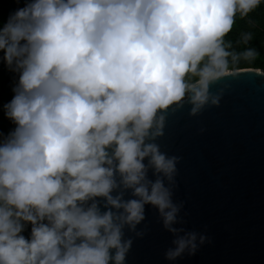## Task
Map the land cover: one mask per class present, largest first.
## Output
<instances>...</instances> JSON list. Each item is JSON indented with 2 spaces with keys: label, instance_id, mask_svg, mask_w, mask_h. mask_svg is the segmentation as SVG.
Returning a JSON list of instances; mask_svg holds the SVG:
<instances>
[{
  "label": "clouds",
  "instance_id": "obj_1",
  "mask_svg": "<svg viewBox=\"0 0 264 264\" xmlns=\"http://www.w3.org/2000/svg\"><path fill=\"white\" fill-rule=\"evenodd\" d=\"M16 3L0 22V63L17 76L2 105L0 264H126L146 205L176 237L166 258L194 254L165 183L177 158L155 141L169 109L187 100L195 116L219 104L214 84L261 73L226 37L262 0Z\"/></svg>",
  "mask_w": 264,
  "mask_h": 264
},
{
  "label": "water",
  "instance_id": "obj_2",
  "mask_svg": "<svg viewBox=\"0 0 264 264\" xmlns=\"http://www.w3.org/2000/svg\"><path fill=\"white\" fill-rule=\"evenodd\" d=\"M221 90L219 104L195 116L187 100L169 109L155 141L177 158L172 180L165 181L179 208L174 227L181 235L196 233L197 250L168 260L176 237L158 209L146 205L135 231L125 229L132 240L126 264H264V70L211 87L213 94ZM149 177L155 179L151 171Z\"/></svg>",
  "mask_w": 264,
  "mask_h": 264
},
{
  "label": "trees",
  "instance_id": "obj_3",
  "mask_svg": "<svg viewBox=\"0 0 264 264\" xmlns=\"http://www.w3.org/2000/svg\"><path fill=\"white\" fill-rule=\"evenodd\" d=\"M22 6L23 3L18 5L16 0H0V22L6 21L10 13ZM226 41L235 52L252 49L256 53L253 59L241 61L238 67L264 70V0L247 17L241 18L237 15L233 30L226 37ZM16 80V74L0 63V132L5 135L14 128V125L5 117L2 105L12 98ZM30 227L26 226L25 236L30 235Z\"/></svg>",
  "mask_w": 264,
  "mask_h": 264
}]
</instances>
